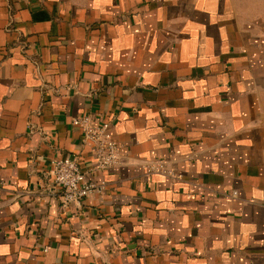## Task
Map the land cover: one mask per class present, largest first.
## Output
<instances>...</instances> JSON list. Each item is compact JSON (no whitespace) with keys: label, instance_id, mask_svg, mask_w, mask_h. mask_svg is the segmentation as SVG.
Wrapping results in <instances>:
<instances>
[{"label":"crops","instance_id":"0c3cea01","mask_svg":"<svg viewBox=\"0 0 264 264\" xmlns=\"http://www.w3.org/2000/svg\"><path fill=\"white\" fill-rule=\"evenodd\" d=\"M0 264H264V0H0Z\"/></svg>","mask_w":264,"mask_h":264},{"label":"built area","instance_id":"2783aa9c","mask_svg":"<svg viewBox=\"0 0 264 264\" xmlns=\"http://www.w3.org/2000/svg\"><path fill=\"white\" fill-rule=\"evenodd\" d=\"M71 122L82 131L83 142L91 141L93 143L98 167L107 168L116 164L119 148L106 132L107 124L97 126L87 115L75 117ZM147 170L167 174L171 172L161 160L148 165ZM50 177L53 185L60 190L59 199L63 207L80 206L89 194L102 189V185H97L86 178L85 172L79 167L76 159L71 156L56 158ZM233 193L235 194V192Z\"/></svg>","mask_w":264,"mask_h":264}]
</instances>
